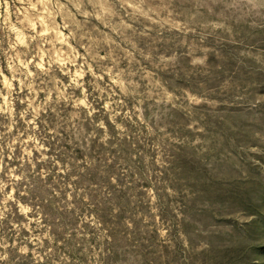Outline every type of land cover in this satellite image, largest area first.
Returning a JSON list of instances; mask_svg holds the SVG:
<instances>
[{"label":"clouds","instance_id":"obj_1","mask_svg":"<svg viewBox=\"0 0 264 264\" xmlns=\"http://www.w3.org/2000/svg\"><path fill=\"white\" fill-rule=\"evenodd\" d=\"M236 23L264 29V0H0V264H104L96 205L140 181L136 162L162 167L175 112L205 131L194 109L221 101L180 86V69L208 75L207 41ZM139 190L168 237L151 176Z\"/></svg>","mask_w":264,"mask_h":264},{"label":"rangeland","instance_id":"obj_2","mask_svg":"<svg viewBox=\"0 0 264 264\" xmlns=\"http://www.w3.org/2000/svg\"><path fill=\"white\" fill-rule=\"evenodd\" d=\"M232 27L231 37L207 41L213 49L208 75L189 68L186 59L180 69V86L221 101L219 108L194 109L205 131H188L186 115L175 112L170 130L180 143L165 142L162 167L145 172L136 162L140 181L119 192L111 207L107 201L96 205L113 238L105 244L110 254L104 264H122L114 258L127 260L129 249L132 264H264V29L246 23ZM148 176L160 196V224L169 228L163 239L148 197L139 190ZM164 183L191 187L195 199L181 196L175 202L163 191ZM174 203L182 206L183 220L177 219Z\"/></svg>","mask_w":264,"mask_h":264}]
</instances>
